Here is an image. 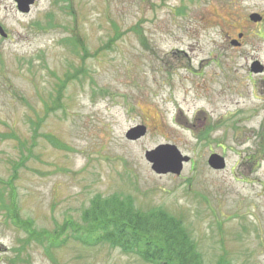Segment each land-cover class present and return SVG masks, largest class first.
I'll return each instance as SVG.
<instances>
[{
  "label": "rangeland",
  "instance_id": "rangeland-1",
  "mask_svg": "<svg viewBox=\"0 0 264 264\" xmlns=\"http://www.w3.org/2000/svg\"><path fill=\"white\" fill-rule=\"evenodd\" d=\"M263 6L262 0H34L19 12L14 0H0V181L26 159L13 190L0 183V264H149L64 236L51 258L45 244L24 245L26 232L7 216L12 193L20 220L49 232L68 219L80 222L97 195H131L142 211L183 217L204 264L223 252L231 264H264V158L244 169V150L228 135L224 144L233 150L225 168L216 172L206 162L210 139L220 137L207 134L209 124L231 123L229 113L237 119L251 107L245 92L254 77L245 80L246 57L258 53L250 52L257 44L250 17ZM115 31L124 34L116 38ZM239 33L243 46L230 48L228 39ZM74 36L88 52L83 60L82 49L68 42ZM82 66L84 74L74 73ZM66 75L72 78L61 108L46 112ZM37 118L43 120L32 146L30 121ZM137 126L145 135L125 139ZM47 136L65 148H54ZM163 144L189 158L180 175L158 176L145 161L146 151Z\"/></svg>",
  "mask_w": 264,
  "mask_h": 264
},
{
  "label": "trees",
  "instance_id": "trees-1",
  "mask_svg": "<svg viewBox=\"0 0 264 264\" xmlns=\"http://www.w3.org/2000/svg\"><path fill=\"white\" fill-rule=\"evenodd\" d=\"M47 17L49 19L47 26L52 28V16L48 14ZM123 34L124 32L115 31L116 38ZM68 42L72 47L82 49V60L87 58L88 52L80 37L74 36ZM74 73L84 74L85 70L82 66L80 71ZM76 74L74 75L76 76ZM70 78L72 76L66 75L57 84L55 97L50 99L49 105L45 104L46 112H55L61 108V100ZM42 120L43 118H37L36 122L30 121L33 126L32 146L35 145L37 129ZM8 137L17 140L20 148L25 147L24 143H21L16 136ZM45 139L56 149L65 148L54 136H47ZM29 152L30 149H28ZM25 160L24 158L20 164L13 165L14 173L7 182L0 181L3 185L8 186L9 190H13L16 171L20 166H23ZM13 197L12 193L11 198L9 197L10 206L6 209L7 216L15 228L23 229L26 232L27 238L24 245L30 241L41 245L45 244V253L50 258L51 252L64 245L70 237L82 246L90 248L107 244L112 248L120 249L123 254L136 256L149 264H204L197 250V243L183 224V217L172 216L162 208L142 211L135 207L134 198L131 195H112L108 198L97 195L91 200L89 207L82 211L80 222L74 223L68 219L61 226L56 225L51 232L37 231L33 229L29 221H21ZM1 202L2 207L6 208L2 198ZM66 233H70V235L66 236ZM62 236L68 238L62 240ZM23 250L24 246L19 252ZM215 264H231V262L228 255L223 252L217 257Z\"/></svg>",
  "mask_w": 264,
  "mask_h": 264
},
{
  "label": "flooded vegetation",
  "instance_id": "flooded-vegetation-1",
  "mask_svg": "<svg viewBox=\"0 0 264 264\" xmlns=\"http://www.w3.org/2000/svg\"><path fill=\"white\" fill-rule=\"evenodd\" d=\"M256 16V22L250 21L253 22L252 24L257 29V44L251 45L252 49L250 52L257 50L258 56L256 58L250 57V55L246 57L247 60H250V63L247 62L249 64V71L245 75V80H250V77H254L251 90L245 92L247 96L251 97V107L244 109L243 112H239L237 115H241L242 117H238L237 119L234 117L236 115L229 113L228 116H231L229 118L231 123L224 120L216 124L210 123L207 128V134H210V136L212 132L220 133L219 139H210V143L214 144V148L210 149L209 155L220 156L226 164V152L233 149L225 145L224 142L228 135H231L234 146L244 150L239 153L241 157L240 166L249 170L255 169L259 160L264 158V6ZM242 38V33L237 34L235 39L229 38V47L232 49L241 48L243 46V43L240 42ZM242 103L244 105L247 102H235V104L239 105ZM249 123L253 124L250 128L247 125ZM225 124L227 126H224ZM201 134L200 138L206 136ZM249 165L250 168H248Z\"/></svg>",
  "mask_w": 264,
  "mask_h": 264
},
{
  "label": "water",
  "instance_id": "water-1",
  "mask_svg": "<svg viewBox=\"0 0 264 264\" xmlns=\"http://www.w3.org/2000/svg\"><path fill=\"white\" fill-rule=\"evenodd\" d=\"M17 4L19 12H27L30 5L34 0H14ZM251 21L256 22L257 16L251 15ZM0 35L3 34V30L0 27ZM145 127L137 126L125 134V139L130 141L138 140L145 135ZM144 159L149 164L150 170L158 175H180L183 169V165L189 161L187 156L181 154L176 146L171 144L158 145L152 150L144 153ZM207 165L213 170H222L225 166L224 160L217 155H210L207 159Z\"/></svg>",
  "mask_w": 264,
  "mask_h": 264
},
{
  "label": "bare ground",
  "instance_id": "bare-ground-1",
  "mask_svg": "<svg viewBox=\"0 0 264 264\" xmlns=\"http://www.w3.org/2000/svg\"><path fill=\"white\" fill-rule=\"evenodd\" d=\"M151 113H153V112H151ZM153 114H154V113H153ZM154 116H155V114H154ZM154 116H153V117H154Z\"/></svg>",
  "mask_w": 264,
  "mask_h": 264
}]
</instances>
